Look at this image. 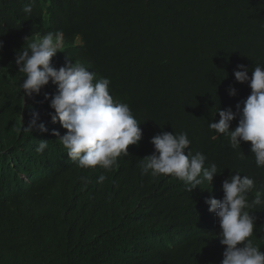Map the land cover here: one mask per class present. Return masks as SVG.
<instances>
[{
  "label": "trees",
  "instance_id": "16d2710c",
  "mask_svg": "<svg viewBox=\"0 0 264 264\" xmlns=\"http://www.w3.org/2000/svg\"><path fill=\"white\" fill-rule=\"evenodd\" d=\"M29 2L0 0V264H221V229L205 200L222 199L223 182L240 173L255 181L251 203L264 191V168L250 143L232 148L208 125L251 93L235 80L237 66L249 77L264 67V0H35L25 14ZM56 31L63 37L52 66L79 61L95 80L110 79L114 101L140 123L142 139L119 167L81 169L67 157L53 135L66 130L51 122V81L23 96L16 52ZM33 112L47 132L24 130ZM163 132L187 133L186 151L217 165L212 186L189 192L172 176L141 175L140 160ZM40 140L48 147L38 154ZM247 211L264 251V204Z\"/></svg>",
  "mask_w": 264,
  "mask_h": 264
},
{
  "label": "clouds",
  "instance_id": "9594fccd",
  "mask_svg": "<svg viewBox=\"0 0 264 264\" xmlns=\"http://www.w3.org/2000/svg\"><path fill=\"white\" fill-rule=\"evenodd\" d=\"M34 2L30 0L24 6L25 14L32 13ZM62 37L61 31L48 32L16 52L15 65L25 77L20 85L23 96L39 95L51 81L57 88L50 101V108L54 110L50 113L51 122H59L66 130L62 137L55 131L53 135L59 137L67 157L81 169L112 170L119 167L117 161L121 155H129V146L139 145L142 139L140 123L127 103L114 101L109 93L110 79L95 80V74L79 61H69L58 70L52 66V58L60 52ZM2 47L0 42V49ZM237 68L233 73L235 80L246 83L251 93L236 105L235 113L231 108L218 109L219 121L211 122L208 127L216 133L212 139L225 135L232 148H240L241 142L250 143L256 166L264 168V67L255 66L251 77L244 65ZM229 95L235 96L236 90L230 88ZM38 119L39 113L33 112L24 130L47 132L44 123H37ZM235 119H238V125L230 130ZM151 143L155 152L140 160L141 175L172 176L183 181L189 192L205 182L212 186L213 178L218 175L217 165L213 163L206 167L205 155L199 152L192 155L186 151L191 143L187 133L163 132L153 137ZM47 147L48 141L40 140L36 152L43 153ZM105 179L100 175L97 183H103ZM88 182L85 179V183ZM254 187V179L247 175L242 178L236 173L223 182L222 199L205 200L208 211L215 214L221 229L217 235L224 246L221 264H264V251L251 239L256 216L247 211L264 204V191L261 190L255 191L254 199L249 203L248 193Z\"/></svg>",
  "mask_w": 264,
  "mask_h": 264
}]
</instances>
